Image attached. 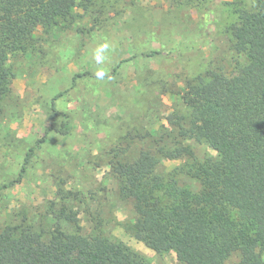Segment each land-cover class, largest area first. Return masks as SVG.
I'll use <instances>...</instances> for the list:
<instances>
[{"label":"rangeland","instance_id":"rangeland-1","mask_svg":"<svg viewBox=\"0 0 264 264\" xmlns=\"http://www.w3.org/2000/svg\"><path fill=\"white\" fill-rule=\"evenodd\" d=\"M252 1L91 0L9 54L14 80L0 113V231L28 227L48 240L60 222L85 240L123 242L147 264H184L137 234L135 205L121 195L117 170L142 150L161 157L160 149L187 146L200 160L216 158L207 144L180 134L189 127L183 95L193 80L233 72L239 56L229 28ZM189 160L163 156L155 170ZM226 264H243L241 254Z\"/></svg>","mask_w":264,"mask_h":264},{"label":"trees","instance_id":"trees-1","mask_svg":"<svg viewBox=\"0 0 264 264\" xmlns=\"http://www.w3.org/2000/svg\"><path fill=\"white\" fill-rule=\"evenodd\" d=\"M90 2L0 0V113L14 80L9 54L32 41L39 28L53 27ZM237 12L229 30L244 61L237 57L230 74L189 82L183 95L189 127L180 134L207 144L216 158L200 160L187 146L160 149L161 157L190 160L157 173L161 157L142 150L117 170L121 195L135 205L137 234L156 252L174 251L184 264H226L235 252L243 264H264V0ZM180 174L196 186L180 184ZM68 218L78 225L75 214ZM57 224L48 240L28 227H4L0 264H147L123 242L100 235L85 240Z\"/></svg>","mask_w":264,"mask_h":264},{"label":"clouds","instance_id":"clouds-1","mask_svg":"<svg viewBox=\"0 0 264 264\" xmlns=\"http://www.w3.org/2000/svg\"><path fill=\"white\" fill-rule=\"evenodd\" d=\"M107 48H108V45L105 44V45L100 46V48L97 49V54L95 56L97 63H100L102 61L103 57L100 55V53L105 51ZM96 75L98 78H103L105 73L103 70H100L96 73Z\"/></svg>","mask_w":264,"mask_h":264}]
</instances>
